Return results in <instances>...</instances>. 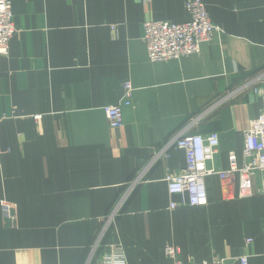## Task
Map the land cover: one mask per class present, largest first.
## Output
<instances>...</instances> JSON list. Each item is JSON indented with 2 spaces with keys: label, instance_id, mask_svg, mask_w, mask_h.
Returning a JSON list of instances; mask_svg holds the SVG:
<instances>
[{
  "label": "crops",
  "instance_id": "0c3cea01",
  "mask_svg": "<svg viewBox=\"0 0 264 264\" xmlns=\"http://www.w3.org/2000/svg\"><path fill=\"white\" fill-rule=\"evenodd\" d=\"M12 2L18 31L0 54V264H86L122 199L91 264L113 247L128 264H171L167 245L180 247L183 261L264 264V194L226 199L215 173L206 205L173 209L181 197L166 177L186 166L185 151L174 147L151 164L200 115L189 132L220 138L208 167L228 169L232 151L243 163L262 99L235 91L264 74V0H203L220 30L199 53L157 62L143 23L190 20L186 0ZM116 104L125 123L112 129L104 107Z\"/></svg>",
  "mask_w": 264,
  "mask_h": 264
},
{
  "label": "built area",
  "instance_id": "2783aa9c",
  "mask_svg": "<svg viewBox=\"0 0 264 264\" xmlns=\"http://www.w3.org/2000/svg\"><path fill=\"white\" fill-rule=\"evenodd\" d=\"M185 3L191 16L188 21H144L142 39L147 46L151 61H166L183 55L199 53L202 43L211 40L214 33L220 30V27L213 22L203 0H186ZM17 31L12 0H0V54L9 52L10 42ZM122 89L123 103L131 105L134 91L133 83L130 80L123 81ZM247 89H252L262 99V108L259 115L251 120L244 133L245 144L241 165L238 163L236 153L232 151L229 155L230 166L228 169L216 171L208 167V162L213 158L219 146V134L212 132L203 135L189 132L203 115L194 118L187 127L171 137L154 154L151 160L152 165L159 159L169 156V151L174 147L185 151L186 166L178 174L166 177L169 193L181 197L179 202L171 203V208L206 205L208 203L206 177L215 173L221 180L226 199L264 194V74L252 77L235 92H243ZM235 92L221 98L214 107H219L228 102ZM104 110L112 129H119L124 126L122 104L108 105L104 107ZM124 201V199L119 201L111 211L93 244L92 252L86 264L92 263L94 252L102 245L104 237L114 224ZM2 210L6 217H15L13 205L3 203ZM251 241V238L247 239V242ZM165 252L172 260L171 264H236L237 262L248 264L247 256H241L237 259L217 257L211 261L201 262L183 261L180 257V247L175 245H167ZM101 264H128V261L120 247H113L103 254Z\"/></svg>",
  "mask_w": 264,
  "mask_h": 264
},
{
  "label": "rangeland",
  "instance_id": "374dc122",
  "mask_svg": "<svg viewBox=\"0 0 264 264\" xmlns=\"http://www.w3.org/2000/svg\"><path fill=\"white\" fill-rule=\"evenodd\" d=\"M190 55H191V54H190ZM183 56H186V55H183ZM181 57H182V56H181ZM117 204H118V203H117ZM117 204H116V205H117ZM115 207H116V206H115ZM115 207H114V208H115ZM114 208H113V209H114ZM112 211H113V210H112ZM120 211H121V209H120ZM119 213H120V212H119Z\"/></svg>",
  "mask_w": 264,
  "mask_h": 264
}]
</instances>
